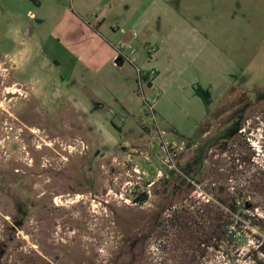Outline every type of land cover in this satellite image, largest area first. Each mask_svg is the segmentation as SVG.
Listing matches in <instances>:
<instances>
[{
  "label": "rangeland",
  "instance_id": "obj_1",
  "mask_svg": "<svg viewBox=\"0 0 264 264\" xmlns=\"http://www.w3.org/2000/svg\"><path fill=\"white\" fill-rule=\"evenodd\" d=\"M198 16L221 36L204 43L254 64L218 118L200 113L190 84L218 72L197 66L198 39L178 38ZM161 54L168 71L147 64ZM1 80L0 264H174L169 214L218 188L251 204L235 264H264L252 225L264 220V0H0ZM160 89L162 112H151ZM242 106L241 130L224 139ZM200 144L202 172L171 192ZM168 169L179 176L165 183Z\"/></svg>",
  "mask_w": 264,
  "mask_h": 264
},
{
  "label": "trees",
  "instance_id": "obj_2",
  "mask_svg": "<svg viewBox=\"0 0 264 264\" xmlns=\"http://www.w3.org/2000/svg\"><path fill=\"white\" fill-rule=\"evenodd\" d=\"M195 94L203 101L206 113L208 115V107L211 103V93L208 88H203L200 85L194 87ZM205 144L197 145L196 154L191 163L186 166L187 172H180L182 176L178 179L171 192L176 193L182 185L191 186L190 180H194L202 172V166L204 162V156H206L209 149ZM220 150H224L221 148ZM179 175L176 170L168 169L163 180L168 183L170 179L177 178ZM197 184L201 183V180L197 179ZM218 192L214 199L201 201L193 209L190 208L194 205L193 202L182 204L180 209L172 210L168 219L170 220V226L178 229L180 236L179 242H164L163 248L166 251L170 244L175 249L176 255L174 264H199L201 257L206 253L212 252L216 254L221 251L223 257L230 259L231 248L236 246L239 241L243 240L244 232L242 231L243 219L245 218L246 210L250 209L251 204H247L246 200L240 201L237 195L234 193L218 188ZM144 198V196H143ZM139 200H142V198ZM197 201V203H199ZM169 207L157 212L155 217L159 216L164 210L172 209V204ZM153 217V218H155ZM258 220H260L258 218ZM153 223V220L151 221ZM252 225L259 226L264 230V220L253 222ZM177 234V235H178ZM264 242V241H263ZM137 242H129L128 247L134 250V245ZM257 251L264 255V248L257 247ZM136 254L131 255V259ZM255 261L260 264L257 259ZM231 260L235 264V259L231 257ZM238 264V263H236Z\"/></svg>",
  "mask_w": 264,
  "mask_h": 264
},
{
  "label": "crops",
  "instance_id": "obj_3",
  "mask_svg": "<svg viewBox=\"0 0 264 264\" xmlns=\"http://www.w3.org/2000/svg\"><path fill=\"white\" fill-rule=\"evenodd\" d=\"M170 5L169 3H167ZM166 4V2H161V5L164 7H169ZM170 8V7H169ZM202 16H198L196 19L195 24H190L188 21L183 20V25H181V28L177 29L178 32V38L181 40H185L189 36H191L192 39H198V42H200L201 47L199 48V51L197 53V66L204 71H212L215 70L217 74L216 80L212 82H206V83H196L191 82L192 88H194V85H200L203 88L205 86L208 87L211 93V103L208 107V115L210 116H216L221 117L222 114H226L229 110L227 108V103L231 102V96L232 93H234V90H238L239 84H246L250 77L251 72H253L254 64L250 61L247 63H242L238 59H235L233 55H229L225 52V49L220 45H208L207 43H204L206 40V34L208 35L209 32L216 34L214 31V26L210 25L209 23L212 21H208L207 18L201 19ZM202 20V21H201ZM178 28V27H177ZM176 32V33H177ZM216 36H220L219 34H216ZM172 33L167 35V38L171 39ZM221 37V36H220ZM170 62V57L164 56V54H161L160 58H156L153 61L147 62V64L154 66L156 64L163 66L164 71H168V63ZM154 71V70H152ZM151 71V72H152ZM154 73H156L154 71ZM235 76V77H234ZM252 76V75H251ZM239 79V80H238ZM165 77H161V75H157L152 78L151 82L148 83L150 86L149 89H154V86L157 84H160L161 82L165 81ZM231 81H237L236 86H234L233 89L228 90V86L231 83ZM161 97H158L156 100H154L153 104H151V112H154L155 110L162 112L159 104L163 100V98L166 96L167 91L162 90ZM166 92V94H165ZM165 94V96H164ZM193 95H195V92H193ZM196 100L194 101V104L196 108L200 111L201 114L206 113V108L203 103V101L195 95ZM221 97H226L225 103H222ZM200 99V100H199ZM202 104H201V102ZM207 114V113H206ZM205 133V132H204Z\"/></svg>",
  "mask_w": 264,
  "mask_h": 264
},
{
  "label": "flooded vegetation",
  "instance_id": "obj_4",
  "mask_svg": "<svg viewBox=\"0 0 264 264\" xmlns=\"http://www.w3.org/2000/svg\"><path fill=\"white\" fill-rule=\"evenodd\" d=\"M2 84L4 83V81L3 80H1L0 81ZM15 83V82H14ZM16 91H11V94H14ZM7 93H9V92H7ZM232 102H234V100L232 101ZM232 102H230L231 103V105L229 106V108H232L231 106H232ZM253 102H255V101H252V103ZM239 103L240 102H238L237 100H236V105L235 106H237V105H239ZM240 107H241V105H240ZM244 109V106H242V108H238V109H236V110H234V113H233V115H234V117L232 118V120H231V126L228 128V131L227 132H225L224 133V139H226V138H229V137H231V136H233L234 134H236L237 132H239L240 130H241V127H240V125H241V114L240 115H235V113L239 110V111H241L242 112V110ZM229 112H230V110H229ZM231 113H232V111H231ZM226 137V138H225Z\"/></svg>",
  "mask_w": 264,
  "mask_h": 264
},
{
  "label": "built area",
  "instance_id": "obj_5",
  "mask_svg": "<svg viewBox=\"0 0 264 264\" xmlns=\"http://www.w3.org/2000/svg\"><path fill=\"white\" fill-rule=\"evenodd\" d=\"M152 73H154V71H152ZM148 107H149V110L151 111V105H148Z\"/></svg>",
  "mask_w": 264,
  "mask_h": 264
},
{
  "label": "bare ground",
  "instance_id": "obj_6",
  "mask_svg": "<svg viewBox=\"0 0 264 264\" xmlns=\"http://www.w3.org/2000/svg\"><path fill=\"white\" fill-rule=\"evenodd\" d=\"M60 196H62V194L60 195ZM76 196L78 197V196H80V194H76ZM60 202V201H59ZM57 203V202H56Z\"/></svg>",
  "mask_w": 264,
  "mask_h": 264
}]
</instances>
